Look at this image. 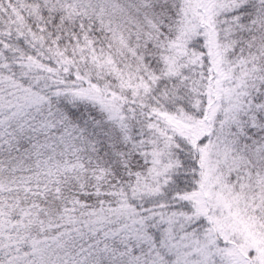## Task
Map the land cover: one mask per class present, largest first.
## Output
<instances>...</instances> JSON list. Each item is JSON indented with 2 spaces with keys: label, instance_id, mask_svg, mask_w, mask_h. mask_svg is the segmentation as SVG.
Listing matches in <instances>:
<instances>
[{
  "label": "snow or ice",
  "instance_id": "obj_1",
  "mask_svg": "<svg viewBox=\"0 0 264 264\" xmlns=\"http://www.w3.org/2000/svg\"><path fill=\"white\" fill-rule=\"evenodd\" d=\"M0 264H264V0H0Z\"/></svg>",
  "mask_w": 264,
  "mask_h": 264
}]
</instances>
